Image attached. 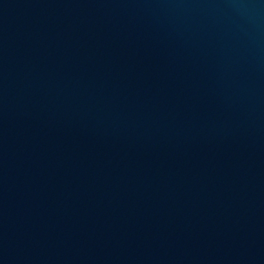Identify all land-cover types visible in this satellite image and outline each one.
Here are the masks:
<instances>
[{
	"label": "water",
	"instance_id": "obj_1",
	"mask_svg": "<svg viewBox=\"0 0 264 264\" xmlns=\"http://www.w3.org/2000/svg\"><path fill=\"white\" fill-rule=\"evenodd\" d=\"M0 264H264V0H0Z\"/></svg>",
	"mask_w": 264,
	"mask_h": 264
}]
</instances>
